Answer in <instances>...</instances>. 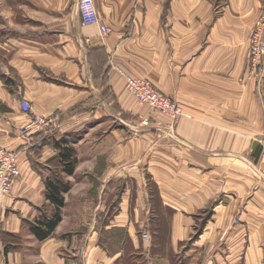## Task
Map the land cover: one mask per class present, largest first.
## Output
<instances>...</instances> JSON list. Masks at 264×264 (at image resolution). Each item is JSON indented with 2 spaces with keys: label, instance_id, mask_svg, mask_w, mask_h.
I'll list each match as a JSON object with an SVG mask.
<instances>
[{
  "label": "crops",
  "instance_id": "obj_1",
  "mask_svg": "<svg viewBox=\"0 0 264 264\" xmlns=\"http://www.w3.org/2000/svg\"><path fill=\"white\" fill-rule=\"evenodd\" d=\"M93 1L106 36L79 0H0V147L21 169L0 205V264H264V69L249 58L264 0ZM116 68L184 114L143 126ZM22 100L51 132L22 136ZM57 176L71 187L40 241L28 223L52 215Z\"/></svg>",
  "mask_w": 264,
  "mask_h": 264
},
{
  "label": "built area",
  "instance_id": "obj_2",
  "mask_svg": "<svg viewBox=\"0 0 264 264\" xmlns=\"http://www.w3.org/2000/svg\"><path fill=\"white\" fill-rule=\"evenodd\" d=\"M79 10L84 26H96L102 36L111 33L112 29L102 23L93 0H79ZM259 22L260 26L251 38L250 57L253 70L264 69V7ZM125 80L126 89L131 92L137 103L151 111H157L169 119L173 125L184 113L181 106L177 105L174 99L160 90L145 77H134L124 70L116 68ZM21 109L28 114V118L21 128L22 136L29 137L38 132H51L54 127V121L48 116L38 113H31V104L28 100H22ZM149 112L141 116V124H149ZM56 126V125H55ZM264 153V136L259 139ZM21 176V169L18 155L15 151L5 147H0V205L11 193L14 183ZM144 241L149 240V234L142 235ZM75 264H86L85 262H76Z\"/></svg>",
  "mask_w": 264,
  "mask_h": 264
},
{
  "label": "trees",
  "instance_id": "obj_3",
  "mask_svg": "<svg viewBox=\"0 0 264 264\" xmlns=\"http://www.w3.org/2000/svg\"><path fill=\"white\" fill-rule=\"evenodd\" d=\"M61 144V156L60 159L64 165V171L67 174H73L77 159L75 157V150L71 146H62ZM47 187V198L54 205V211L51 216L41 217L35 222H29V229L32 233L40 240L43 241L50 237L52 233L55 231L56 227L59 225L62 220L63 208L65 206V193H67L70 189V184L65 182L60 177H55L52 180L46 181ZM152 195L153 197H159L157 187L153 185ZM208 214V212H206ZM164 233L163 228H160ZM201 233V229L198 228L195 236L197 237ZM194 236V237H195Z\"/></svg>",
  "mask_w": 264,
  "mask_h": 264
},
{
  "label": "rangeland",
  "instance_id": "obj_4",
  "mask_svg": "<svg viewBox=\"0 0 264 264\" xmlns=\"http://www.w3.org/2000/svg\"><path fill=\"white\" fill-rule=\"evenodd\" d=\"M6 14H7V19H6V26H7V28H12V29H14L15 28V14H12L11 12H6ZM261 17H263L262 16V14L260 15V17L258 18V20H257V22H256V24H255V26H254V28H253V30H252V34H251V38L254 36V34H255V32L258 30V28H259V26H260V24H259V22H260V20H261ZM19 20V19H18ZM250 42H251V39H250ZM250 58V62H251V57H249ZM3 59V58H2ZM3 61V60H2ZM1 60H0V64L1 63H5V61L6 60H4V62H2ZM1 66H3V65H1ZM7 67H8V70H9V76H14L15 74H14V69L12 68V67H9L8 65H7ZM252 67V66H251ZM0 71H1V67H0ZM6 78V77H5ZM8 79H9V77H8ZM175 101V100H174ZM175 103L177 104V105H179L180 106V104L178 103V102H176L175 101ZM142 109H143V113H142V115L141 116H144V114H147L148 112H149V110L147 109V108H145V107H141ZM152 112H157V111H151V112H149V116L151 117V113ZM140 116V117H141ZM165 116V115H164ZM149 117V118H150ZM167 117V116H166ZM137 118H139V116H137ZM168 118V117H167ZM169 119V118H168ZM179 120V119H178ZM169 121H171V119H169ZM69 183V182H68ZM70 184V183H69ZM87 197H90V198H92L93 199V197H94V195H89V196H87ZM76 262H71L70 264H75Z\"/></svg>",
  "mask_w": 264,
  "mask_h": 264
}]
</instances>
